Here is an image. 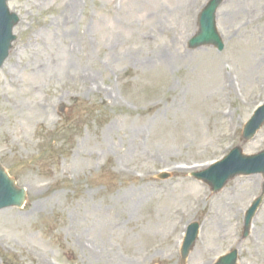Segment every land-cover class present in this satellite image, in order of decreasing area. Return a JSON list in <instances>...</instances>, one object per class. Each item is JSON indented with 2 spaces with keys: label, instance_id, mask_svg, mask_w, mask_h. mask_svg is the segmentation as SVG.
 <instances>
[{
  "label": "rangeland",
  "instance_id": "374dc122",
  "mask_svg": "<svg viewBox=\"0 0 264 264\" xmlns=\"http://www.w3.org/2000/svg\"><path fill=\"white\" fill-rule=\"evenodd\" d=\"M206 1L78 0L69 25L71 0L9 1L0 165L27 197L0 207V264H214L232 249L264 264V199L242 235L262 175L217 192L192 176L264 149V124L241 138L264 102V0L222 2L220 52L187 47Z\"/></svg>",
  "mask_w": 264,
  "mask_h": 264
},
{
  "label": "water",
  "instance_id": "95a60500",
  "mask_svg": "<svg viewBox=\"0 0 264 264\" xmlns=\"http://www.w3.org/2000/svg\"><path fill=\"white\" fill-rule=\"evenodd\" d=\"M7 0H0V65L3 59L7 55V51L12 40L11 36V28L14 23L17 21L15 15L10 14L6 7ZM221 0H210L207 6L204 8L202 13L199 16V25L200 30L197 35L190 40V46L195 47L201 44H214L219 49L222 48V43L219 39V36L215 29L214 17H215V9L218 3ZM262 111L257 113L256 117L252 118L245 129V136L250 137L254 130L259 127L261 122L264 120V107L261 108ZM237 155L239 153L237 151H233L226 157L223 162L225 165L221 167L220 170L225 171L224 177H222L217 185L220 187L223 184L227 174L237 173V164L232 165L230 162L232 161L233 156L237 160ZM256 159L263 162L264 165V152L258 154ZM215 170L208 174V177L214 178ZM227 173V174H226ZM208 178V179H210ZM217 182V181H216ZM215 182V183H216ZM264 191V189H263ZM25 200V193L23 189H19L14 185V180L4 172V170L0 167V207L14 205L21 206L23 201ZM260 199H257L253 205L248 209L246 217H245V225H244V233L247 234L249 222L251 217L254 214V211L259 203ZM196 223L192 224L188 228L187 236L183 245V255L189 250L192 245L196 234H197ZM244 234V235H245ZM235 260V251L229 255L223 256L219 259L217 264H233Z\"/></svg>",
  "mask_w": 264,
  "mask_h": 264
},
{
  "label": "bare ground",
  "instance_id": "6f19581e",
  "mask_svg": "<svg viewBox=\"0 0 264 264\" xmlns=\"http://www.w3.org/2000/svg\"><path fill=\"white\" fill-rule=\"evenodd\" d=\"M78 0H71V2H69L67 10L65 12L66 15L64 16V21L66 25H69L73 22V19L75 17L76 11H77V7H78ZM72 51H74V48L72 47ZM91 81H92V76L89 74L88 75V83L91 85ZM247 145H250V143L247 142ZM198 165H195L194 167H197ZM193 185V184H191ZM196 187H198L197 185H194ZM199 188V187H198Z\"/></svg>",
  "mask_w": 264,
  "mask_h": 264
}]
</instances>
